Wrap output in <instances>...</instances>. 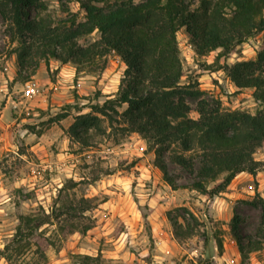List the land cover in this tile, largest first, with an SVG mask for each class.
Returning <instances> with one entry per match:
<instances>
[{"label":"rangeland","instance_id":"374dc122","mask_svg":"<svg viewBox=\"0 0 264 264\" xmlns=\"http://www.w3.org/2000/svg\"><path fill=\"white\" fill-rule=\"evenodd\" d=\"M44 1L41 17L50 16L55 23L79 13L77 2ZM189 2L191 11L201 5V0ZM99 38L94 32L78 44L85 47ZM177 40L182 84H196L202 99L219 102L223 111L256 115L264 110L254 98V89H239L227 70V66L256 60L264 41L262 32L221 57L219 64L215 61L223 50L198 56L184 28ZM18 47L0 14V110L8 97L20 103L16 109L11 102L7 118L0 120V264H79L77 255H101L102 264H264V145L253 156L262 163L258 175H237L217 197L211 199L191 189L173 190L155 165L154 151L139 134L123 133L116 123L111 128L104 120L105 134L96 133L92 148H82L68 136L75 117L116 97L127 68L117 53H110L103 72L89 68L77 72L69 64L76 74L67 85L63 76L58 77L60 70H55L59 61H41L39 80L30 79L39 83L40 92L26 99V83L15 79L28 77L31 70H19L14 52ZM4 77L14 79L7 83ZM198 101L187 99L193 119L199 118ZM43 102L49 108L41 110ZM126 109L127 105L119 110ZM63 111H70V116L50 123ZM37 134H45V141L38 150H31L38 143ZM165 161L178 185L197 180L195 174L173 163L168 153ZM84 207L89 210L81 213ZM42 211L66 213L54 216L38 232L54 243L46 247L45 258L37 252L36 236L22 252L13 250L15 246L5 252L20 217ZM235 222L236 232L232 229ZM87 226L91 228L81 232ZM218 239L223 242L222 251Z\"/></svg>","mask_w":264,"mask_h":264},{"label":"trees","instance_id":"16d2710c","mask_svg":"<svg viewBox=\"0 0 264 264\" xmlns=\"http://www.w3.org/2000/svg\"><path fill=\"white\" fill-rule=\"evenodd\" d=\"M66 1L77 2L79 13L58 23L50 16L41 17L46 10L44 0H0V14L9 27L11 41L19 44L14 51L19 70H31L26 78L17 75V82H30L41 61L48 62L50 58L73 64L77 72L84 68L105 71L111 52L126 64L116 97L75 117L68 129L73 141L82 148H92L96 133L105 134L104 120L111 128L116 123L121 132L137 133L147 140L154 151L156 167L173 190L191 189L211 199L226 192L237 175H258L262 163L253 156L264 145V110L256 115L223 111L219 102L202 99L203 92L196 84H182L177 35L184 28L201 57L223 50L215 61L219 64L221 57L231 54L253 34H264V0H201L194 11L190 10L189 0ZM94 32L99 33L98 40L85 47L78 44L80 38ZM227 70L239 89H254L255 100L264 107V41L256 60L227 66ZM188 98L199 100L198 119L190 117ZM125 105L127 109L120 112ZM69 116L70 111H63L50 123H60ZM167 153L173 163L195 174L197 180L178 185L165 161ZM88 203L83 200V204ZM65 214L62 211L48 215L42 211L32 217L21 216L4 251L15 246L13 250L20 253L36 236L37 252L45 258L46 247L54 243L38 232L54 216ZM237 227L236 222L232 224L234 232ZM90 228L84 227L81 232ZM217 245L222 251L221 239ZM239 248L242 253L240 241ZM76 258L79 264H102L101 255Z\"/></svg>","mask_w":264,"mask_h":264},{"label":"crops","instance_id":"0c3cea01","mask_svg":"<svg viewBox=\"0 0 264 264\" xmlns=\"http://www.w3.org/2000/svg\"><path fill=\"white\" fill-rule=\"evenodd\" d=\"M56 67H55V70H60L59 71V74H58V77L60 78L61 76H63L62 78H65V79H63V81L65 82V84L67 85L68 84V82H70L72 79L71 78H73L74 76H75V74H76V69L73 67V66H71V65H69V64H59V62H56ZM51 70H53V69H51ZM42 73H43V71H42V67H40L39 68V70L37 71V74L33 77L34 78V80H36V81H38L39 80V76H41L42 75ZM5 78V81L8 83V80H13L14 78L12 77V78H10V77H4ZM36 81H32V82H35V83H37L38 85H39V83L38 82H36ZM49 82V81H48ZM58 82H60V80L58 81ZM29 83V82H28ZM27 83V84H28ZM50 83V85H51V88H55L56 90L58 89V85L56 86V84H54L53 82H49ZM26 84V85H27ZM39 87H40V85H39ZM1 91V90H0ZM6 96V95H5ZM44 100V99H43ZM12 102V104H13V106H12V104H10ZM48 103V102H47ZM19 104L20 103H17L16 101H14L13 99H11V97H8L7 98V100H6V103H5V105L3 106V107H1V110H0V120H4L5 118H7V116H8V111H10V109H11V106L13 107V108H18L19 107ZM39 107H40V109L42 110H45V108H49V104H44V102L43 103H40V105H39ZM52 107H53V105H52ZM38 138H39V140H38V143L37 144H34V145H32L31 146V150H38L39 148H40V146L44 143V141H45V134H37L36 135Z\"/></svg>","mask_w":264,"mask_h":264},{"label":"built area","instance_id":"2783aa9c","mask_svg":"<svg viewBox=\"0 0 264 264\" xmlns=\"http://www.w3.org/2000/svg\"><path fill=\"white\" fill-rule=\"evenodd\" d=\"M39 92H40V87L35 82H29L26 85L25 89L23 90V94L26 99H30L37 96Z\"/></svg>","mask_w":264,"mask_h":264}]
</instances>
